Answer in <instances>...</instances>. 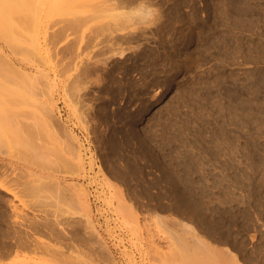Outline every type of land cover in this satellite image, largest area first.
Returning a JSON list of instances; mask_svg holds the SVG:
<instances>
[{"label":"rangeland","instance_id":"374dc122","mask_svg":"<svg viewBox=\"0 0 264 264\" xmlns=\"http://www.w3.org/2000/svg\"><path fill=\"white\" fill-rule=\"evenodd\" d=\"M30 1L0 39V264L44 220L68 255L35 264H264V0ZM101 27L141 37L118 58Z\"/></svg>","mask_w":264,"mask_h":264},{"label":"bare ground","instance_id":"6f19581e","mask_svg":"<svg viewBox=\"0 0 264 264\" xmlns=\"http://www.w3.org/2000/svg\"><path fill=\"white\" fill-rule=\"evenodd\" d=\"M32 1H35V0H32ZM54 1V0H53ZM115 2H114V4L115 5H118L119 7H117L118 9L121 7V8H125V7H128V8H130L129 6H131L132 7V5H134V11L131 9V11L132 12H130L128 9V11L127 12H124V11H121V12H123V13H125V14H123L124 15V19L126 20V19H129L128 21H130L131 20V18L132 19H137L138 21L142 18L143 19V17L145 16V18H148L150 15H152V14H150L151 12L150 11H147V10H149V8L147 9V7L148 6H145L144 5V3H141L140 1L138 2V1H135V0H114ZM38 2V1H37ZM31 4L33 5V2L31 3V1L30 0H0V39H4V38H8V37H14L15 35L17 36L18 34H16V30H18V27H16L17 26V22H19L18 20H17V18H24V17H26L27 15H28V13L31 11V9L33 10V8H31L32 6H31ZM147 5H148V3H146ZM150 4H151V2H150ZM179 4V3H178ZM35 5V4H34ZM177 5V4H176ZM115 7V8H116ZM31 8V9H30ZM114 8V9H115ZM179 9V8H178ZM29 10V11H28ZM28 11V12H27ZM126 11V10H125ZM180 11V10H179ZM120 12V13H121ZM154 12V11H153ZM27 13V15H25ZM122 14V13H121ZM149 14V15H148ZM25 15V16H24ZM148 15V17H146ZM154 15H155V13H154ZM170 15V14H169ZM24 16V17H23ZM136 16V17H135ZM177 16H179V15H177ZM135 17V18H134ZM156 17V16H155ZM159 17V16H158ZM145 18H144V21H145ZM154 18V17H153ZM136 19H135V21H136ZM141 19V20H142ZM179 19V18H178ZM125 20H122V21H124L125 22ZM140 20V21H141ZM155 20L157 21V19L155 18ZM159 20V19H158ZM181 20V19H180ZM17 21V22H16ZM127 21V20H126ZM134 21V20H133ZM142 22V21H141ZM76 23V22H75ZM74 22H73V24H75ZM78 23V22H77ZM122 23V22H121ZM126 23V22H125ZM19 24H21V23H19ZM72 24V25H73ZM122 24H124V23H122ZM77 25V24H76ZM121 24H119L117 27L118 28H115L114 26H111V28L113 27V29L115 30H117V29H121L120 27H122L123 28V25H121ZM120 26V27H119ZM160 27V26H159ZM158 27V28H159ZM17 28V29H16ZM107 28H109L110 30H111V28H110V25H109V27H107ZM161 28V27H160ZM100 29V28H99ZM105 30H107V31H110L109 29H106V27L104 28ZM103 29V27H101V31L102 30H104ZM112 29V30H113ZM100 30H99V32H100ZM104 30V32H106V35H105V41L104 42H106V44H105V48L107 49L106 51L108 52H114V47H116L117 49L116 50H119L116 54L118 55H116V54H114V53H112L113 55H116L118 58H120V57H123L124 55H125V53H124V49L123 50H121L122 48L121 47H118V46H120V45H123L124 43L126 44V43H130V42H133V41H136V39L137 38H135L136 36H134L135 35V33H137V31H135V30H133L135 33H134V38H133V36L131 35L132 33L131 32H127V33H129L128 35H130V37H128V35H126L127 37H125V36H122L121 34V37H115V35H113V37H111L110 35H108L107 36V31H105ZM113 30V31H114ZM122 30V29H121ZM120 30V31H121ZM123 30H126V29H123ZM132 30V29H131ZM16 31V32H15ZM132 31V32H133ZM19 32V31H18ZM119 32V31H118ZM14 33H15V35H14ZM110 33H114V32H112V31H110ZM110 33H108V34H110ZM111 34V35H112ZM126 34V33H125ZM124 34V35H125ZM116 35H119V34H116ZM107 36V37H106ZM111 37V38H110ZM138 37V36H137ZM141 37V36H140ZM139 37V38H140ZM138 38V39H139ZM9 39H11L12 40V38H9ZM9 39H7V40H9ZM18 39V38H17ZM137 39V40H138ZM4 40H6V39H4ZM16 41H18V40H16ZM16 41L14 42L15 44H16ZM10 42V41H9ZM11 42H13V41H11ZM18 43V42H17ZM20 43V42H19ZM123 43V44H122ZM9 45H11V44H9L8 43V46ZM17 45V44H16ZM15 45V46H16ZM14 49H15V47H13ZM118 48H120V49H118ZM8 49V48H7ZM145 51V50H144ZM108 52V53H109ZM147 52V51H146ZM101 53L102 54H104V52L103 51H101L100 52V50H99V52H97V54H100L101 55ZM111 54V55H112ZM138 54V53H137ZM140 54V53H139ZM151 54V53H150ZM100 55H98V56H100ZM142 55V54H141ZM149 55V54H148ZM134 56V55H133ZM144 57H145V55H143ZM140 57V56H139ZM147 58H149V57H147ZM103 60V59H102ZM100 59L99 60H97L96 61V59L95 60H93V61H90V63H89V65L91 66V68H92V70L96 67V69H97V67H98V64H100ZM122 61V60H121ZM99 62V63H98ZM105 62V61H104ZM120 62V61H119ZM136 62V61H135ZM138 62V61H137ZM123 63V62H122ZM132 63H134V62H132ZM131 63V64H132ZM147 63H148V61H147ZM88 64V63H87ZM145 64V63H144ZM135 65H136V63H135ZM101 66V65H100ZM132 66H133V64H132ZM88 67V66H87ZM85 68V67H84ZM89 68V67H88ZM87 68V69H88ZM122 68V67H121ZM138 68V67H137ZM142 68H144V67H142ZM141 68V69H142ZM10 69V68H9ZM86 69V68H85ZM85 69H83V71L85 70ZM131 69V68H130ZM139 70V69H138ZM11 71H12V69H11ZM86 71V70H85ZM108 71V70H107ZM11 73V72H10ZM21 73H24V72H21ZM21 73H19V74H21ZM85 73V72H84ZM83 73V74H84ZM88 74V73H87ZM108 73H106L105 75H107ZM11 75H12V73H11ZM21 75H23V74H21ZM109 75V74H108ZM26 77H28V75H25ZM14 78V77H13ZM22 78V77H21ZM17 96V95H16ZM20 97H21V95H20ZM18 98V97H17ZM19 100V99H18ZM21 101H23V98H21V100H20V102ZM43 104L44 105H46V103H44L43 102ZM40 105V104H39ZM36 106V105H35ZM38 106V105H37ZM40 107V106H39ZM37 108V107H36ZM39 109V108H38ZM45 109V108H44ZM23 110V109H22ZM22 110H21V112H22ZM39 111H41V110H39ZM26 112V111H25ZM12 113V112H11ZM16 113V112H15ZM40 113V112H39ZM39 113L38 112H34V114L35 115H33L32 116V118L31 119H33V118H35V117H37L38 115H39ZM42 113V112H41ZM41 113H40V115H41ZM17 114V113H16ZM31 114V113H30ZM29 114V115H30ZM37 114V115H36ZM19 116V115H18ZM27 117V116H26ZM39 118H41V116H39ZM38 117L36 118V122H38V121H40L41 122V120L39 119ZM35 120V119H34ZM35 122V123H36ZM39 122V123H40ZM45 122V121H44ZM42 123V122H41ZM35 125V124H34ZM36 125H38V123H36ZM42 127V124L40 125H38V127ZM44 126V125H43ZM23 127V126H22ZM36 127V126H35ZM26 128V127H25ZM32 129V128H31ZM36 129H37V127H36ZM23 130H25L24 128H23ZM11 133H12V131H11ZM13 134V133H12ZM33 134V133H32ZM9 135V134H8ZM72 198L73 199H76L77 200V196H76V194H75V192H72ZM132 212L130 211V214H131ZM131 215H133V214H131ZM133 220H134V218H133ZM25 221V220H24ZM35 221V220H34ZM26 222H28V220L26 221ZM41 221L39 220V223H40ZM28 224V223H27ZM26 224V225H27ZM33 224H34V222H33ZM36 225V224H35ZM38 226L35 228L36 230H37V233H40V234H42V236H43V238H44V236H46L45 238H46V240L45 239H43L42 240V238L41 239H37L36 240V238H35V240H33L34 238H32L31 239V237L30 236H28V234L27 235H25V236H23L22 237V234L20 235V237H18L17 238V242H15V244H14V246H13V248L15 247V250L13 251L12 250V252H14V253H16V256H22L23 257V261H24V263L25 264H35L34 263V261H33V258H34V256H36V255H38V253H40L41 255H42V253L43 254H47L48 256H50L51 258H53V260H54V258H55V255H58L57 257H59V256H63V254L64 253H66V252H64V253H62L56 246H55V244L56 245H58V246H63V250H64V248L65 249H69L67 246H69V244H70V242L68 243V245H67V243L66 242H68L67 241V239H68V237H70V236H68V234L69 233H63L61 230H59V229H57V227L59 226V224H58V226H54V225H52V224H50L48 221H45L44 220V222H41L40 224H37ZM57 225V224H56ZM31 226V225H30ZM33 227H34V225H33ZM55 227V228H54ZM60 227H62V226H60ZM64 227V226H63ZM30 228H32V227H30ZM16 229V228H15ZM14 229V230H15ZM71 229H74L73 228V226L71 227ZM31 230V229H30ZM33 230H34V228H33ZM36 230L34 231L35 233H36ZM65 231H66V229H64ZM73 231V230H72ZM76 231V230H75ZM14 232V231H13ZM12 232V233H13ZM18 232H20V231H18ZM17 233V232H16ZM29 233V232H28ZM30 234V233H29ZM13 235V234H12ZM32 235V234H31ZM73 235H74V233H73ZM73 235H72V233H71V237H73ZM14 236V235H13ZM16 237H17V234H16ZM6 238V237H5ZM14 239H15V237H13ZM8 239H10V238H8ZM13 239V240H14ZM72 239V238H71ZM71 239L69 240V241H71ZM85 239V238H84ZM82 240V239H81ZM11 241V240H10ZM66 241V242H65ZM54 242V243H53ZM65 242V243H64ZM83 242H85V241H83ZM8 243V242H7ZM6 244V243H5ZM3 245V244H2ZM7 246H8V244H6ZM9 245H10V243H9ZM13 245V244H12ZM7 246H5V247H7ZM58 249V251H57V249L55 248V247ZM4 247V246H3ZM11 246H9V248H10ZM1 249H2V247H0ZM60 248V247H59ZM0 249V250H1ZM61 249V248H60ZM3 250V249H2ZM9 250H11V249H9ZM8 250V247H7V250L5 249V252L6 251H9ZM66 250V251H67ZM2 252V251H1ZM12 252H8V253H6L5 255H7V254H9V253H12ZM69 252V251H68ZM13 253V254H14ZM2 254H3V252H2ZM41 255H40V257H41ZM46 255V256H47ZM68 254H64V256H67ZM71 255V254H70ZM4 256V255H3ZM8 256V255H7ZM39 256V255H38ZM45 256V257H46ZM63 256V257H64ZM2 257V256H1ZM6 257V256H5ZM62 257V258H63ZM69 258H70V256H68ZM68 257H66V261H67V259H68ZM228 257V256H227ZM62 258L60 257V258H58V259H61L62 260ZM229 258H232V257H229ZM41 259H44V258H41ZM56 259V258H55ZM63 259H65V257L63 258ZM72 259V258H71ZM71 259H70V261H67L66 263H65V261L64 260H62V261H64L63 263L64 264H71V263H73V261H71ZM235 259V258H234ZM233 259V260H234ZM60 260V261H61ZM69 260V259H68ZM23 261L20 263V264H24L23 263ZM37 261L38 260H36L35 262H36V264H37ZM45 261V260H44ZM51 261V260H50ZM59 261V262H60ZM225 261V260H224ZM231 261V260H230ZM239 261V260H238ZM237 261V262H238ZM53 262V261H52ZM51 262V263H52ZM55 262V261H54ZM71 262V263H70ZM226 262V261H225ZM45 263H46V261H45ZM228 262H226V264H227ZM16 264V263H15ZM38 264H39V261H38ZM41 264V263H40ZM228 264H230V263H228ZM232 264V263H231Z\"/></svg>","mask_w":264,"mask_h":264}]
</instances>
